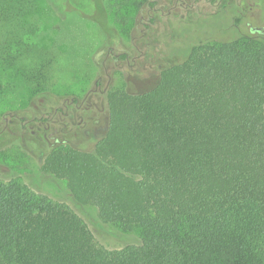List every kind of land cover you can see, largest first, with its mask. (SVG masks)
I'll return each mask as SVG.
<instances>
[{
	"label": "trees",
	"instance_id": "16d2710c",
	"mask_svg": "<svg viewBox=\"0 0 264 264\" xmlns=\"http://www.w3.org/2000/svg\"><path fill=\"white\" fill-rule=\"evenodd\" d=\"M246 1L181 18L175 59L156 85L106 94L107 128L93 151L51 148L43 160L44 174L104 223L136 228L140 243L108 250L66 206L0 182V264H264V28H240ZM153 5L0 0V78L28 88L43 62L9 71L10 52L42 46L40 28L55 15L94 25L107 44Z\"/></svg>",
	"mask_w": 264,
	"mask_h": 264
},
{
	"label": "rangeland",
	"instance_id": "374dc122",
	"mask_svg": "<svg viewBox=\"0 0 264 264\" xmlns=\"http://www.w3.org/2000/svg\"><path fill=\"white\" fill-rule=\"evenodd\" d=\"M151 1L153 7L142 11L135 24H128L126 18L121 31L107 44H102L104 38L94 25L76 16L55 15L54 25L40 28L46 39L42 46L10 52L9 71L13 64L20 69L43 62L29 76L28 88L27 82L23 85L17 78L16 85L0 78V182L19 181L34 193L66 206L108 250L138 245L139 231L104 223L94 206L80 204L70 185L44 174L41 166L51 148L92 152L107 128L106 94L118 88L130 93L153 88L160 70L175 59L173 45L181 42L176 23L185 17L192 21L194 10L212 14L223 6V0ZM262 5L246 1L243 19L248 25L238 21L242 30L264 28V2ZM200 21L213 25L209 19ZM122 54H126L125 60L119 59ZM21 61L23 66L18 65Z\"/></svg>",
	"mask_w": 264,
	"mask_h": 264
}]
</instances>
